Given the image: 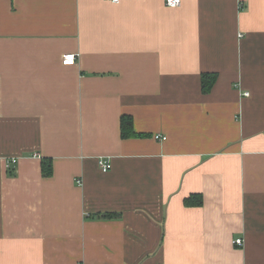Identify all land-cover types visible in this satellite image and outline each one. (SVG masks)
<instances>
[{"label":"crops","instance_id":"obj_1","mask_svg":"<svg viewBox=\"0 0 264 264\" xmlns=\"http://www.w3.org/2000/svg\"><path fill=\"white\" fill-rule=\"evenodd\" d=\"M0 264H264V0H0Z\"/></svg>","mask_w":264,"mask_h":264},{"label":"built area","instance_id":"obj_2","mask_svg":"<svg viewBox=\"0 0 264 264\" xmlns=\"http://www.w3.org/2000/svg\"><path fill=\"white\" fill-rule=\"evenodd\" d=\"M112 4H118L120 0H108ZM181 4V0H165V5L169 8H176L179 7ZM75 55L74 54H65L62 56V63L63 65H73L75 62ZM248 93H245V96H248ZM156 140H165L164 137H161L159 135L154 136ZM35 157V156H34ZM17 158H9L6 160V168L11 169L16 163H17ZM97 165L100 169L101 172L106 173L111 169V163L108 162L107 160L103 158H99L97 161ZM77 185H81L80 180H76ZM242 245V240L241 239H235L233 241V246L240 247Z\"/></svg>","mask_w":264,"mask_h":264},{"label":"trees","instance_id":"obj_3","mask_svg":"<svg viewBox=\"0 0 264 264\" xmlns=\"http://www.w3.org/2000/svg\"><path fill=\"white\" fill-rule=\"evenodd\" d=\"M210 84H208L207 82H204L202 83V88H203V91L204 92H207L210 88ZM125 120L127 122H125ZM127 124V125H126ZM126 126V127H125ZM121 136L123 138H126V137H129V136H134L133 132H132V121L131 119H121ZM42 168H43V174L45 176H49L51 171H50V168H51V164L49 161H42ZM198 204H201V199L199 198Z\"/></svg>","mask_w":264,"mask_h":264}]
</instances>
